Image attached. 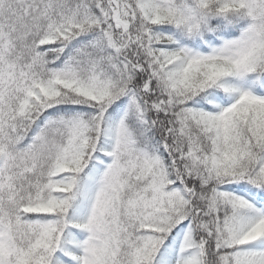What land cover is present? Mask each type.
Wrapping results in <instances>:
<instances>
[{
	"label": "snow or ice",
	"instance_id": "1",
	"mask_svg": "<svg viewBox=\"0 0 264 264\" xmlns=\"http://www.w3.org/2000/svg\"><path fill=\"white\" fill-rule=\"evenodd\" d=\"M0 264H264V0H0Z\"/></svg>",
	"mask_w": 264,
	"mask_h": 264
}]
</instances>
